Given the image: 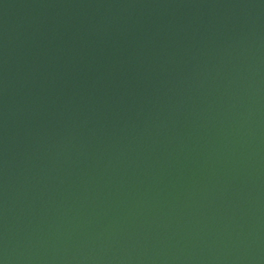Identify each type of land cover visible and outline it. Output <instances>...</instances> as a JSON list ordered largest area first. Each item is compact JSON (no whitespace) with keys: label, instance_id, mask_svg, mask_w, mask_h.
<instances>
[{"label":"water","instance_id":"water-1","mask_svg":"<svg viewBox=\"0 0 264 264\" xmlns=\"http://www.w3.org/2000/svg\"><path fill=\"white\" fill-rule=\"evenodd\" d=\"M0 264H264V0H0Z\"/></svg>","mask_w":264,"mask_h":264}]
</instances>
